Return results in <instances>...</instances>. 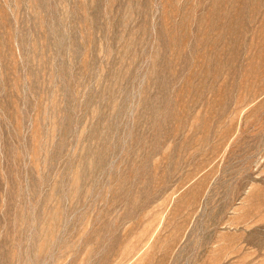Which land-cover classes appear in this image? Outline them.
<instances>
[{"label":"rangeland","instance_id":"rangeland-1","mask_svg":"<svg viewBox=\"0 0 264 264\" xmlns=\"http://www.w3.org/2000/svg\"><path fill=\"white\" fill-rule=\"evenodd\" d=\"M0 264H264V0H0Z\"/></svg>","mask_w":264,"mask_h":264}]
</instances>
